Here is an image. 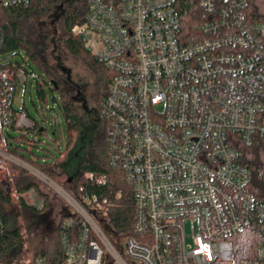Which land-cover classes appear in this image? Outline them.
Returning a JSON list of instances; mask_svg holds the SVG:
<instances>
[{
  "label": "built area",
  "instance_id": "built-area-1",
  "mask_svg": "<svg viewBox=\"0 0 264 264\" xmlns=\"http://www.w3.org/2000/svg\"><path fill=\"white\" fill-rule=\"evenodd\" d=\"M188 1L199 24L194 37L183 33L178 0H87L85 21L71 30L112 73L100 104L108 164L135 197L132 234L121 243L9 152L0 123V187L12 194L23 172L72 210L59 226V264H264V235L251 256L238 259L233 247L249 226L264 230V198L242 162V149L264 150V24L249 21L252 0ZM28 3L0 0V9ZM35 78L27 66L0 69V86L16 80L32 90ZM33 125L21 112L17 128ZM33 264L50 262L38 255Z\"/></svg>",
  "mask_w": 264,
  "mask_h": 264
},
{
  "label": "trees",
  "instance_id": "trees-1",
  "mask_svg": "<svg viewBox=\"0 0 264 264\" xmlns=\"http://www.w3.org/2000/svg\"><path fill=\"white\" fill-rule=\"evenodd\" d=\"M64 0H29L26 4H17L0 9V69L19 70L29 65L28 70L36 74L33 88L36 89L42 112L37 109L40 118L35 119L31 129H18L17 121L22 110L14 107V100L18 83L12 80L0 86V123L5 130L6 149L24 159L33 167L45 173L51 180L63 187L89 211L98 224L109 235L113 242L119 244L124 238L132 234L134 224L135 197L133 189L126 183L123 173L110 168L107 156V140L94 145L80 164L81 181L77 190L69 182L58 167L70 148L81 135V117L74 104L71 92L61 86L54 78L52 70L47 66L38 47L30 40L27 33V24L35 16L48 15L53 7H60ZM110 2L112 0H104ZM177 9L183 22V33L194 37L198 33L199 24L194 17L195 2L178 0ZM88 14L87 0L83 10L68 7L61 14L63 24V43L72 53L85 55L92 66L100 73L99 82L103 88L99 104L106 97L111 82L112 73L104 65L97 62L90 51L85 47V40L72 35V27L82 24ZM249 21L264 24V0H252L246 10ZM20 56L21 61L14 57ZM38 68L36 72L30 65ZM30 86V85H29ZM52 98H50L49 93ZM58 93V98L56 94ZM59 107V109L57 108ZM53 111V112H52ZM60 111V112H59ZM26 112V111H25ZM49 112L52 120L63 117L66 124V138L63 146H58L48 155L37 156L34 149H38L41 138L47 136ZM28 113V112H27ZM61 115V116H60ZM54 122V121H53ZM19 134L13 136V133ZM12 133V134H11ZM243 164L249 166L252 174L251 190L259 198H264V150L260 144L250 149H242ZM84 175L87 176L84 178ZM25 173L21 172L17 187L22 191L33 192L34 201L21 199L22 206L41 214L46 211L48 200L40 195L35 183L24 180ZM80 183V184H79ZM38 193L40 197L35 193ZM10 195L0 187V210L3 214V228L0 232V263H5L11 251L21 240L19 230L9 231L5 205L10 202ZM264 230L258 223L253 224L245 231L233 238L236 257L244 258L253 254V249L262 243ZM47 257L50 264H59L63 260V253L58 242L57 248Z\"/></svg>",
  "mask_w": 264,
  "mask_h": 264
},
{
  "label": "rangeland",
  "instance_id": "rangeland-1",
  "mask_svg": "<svg viewBox=\"0 0 264 264\" xmlns=\"http://www.w3.org/2000/svg\"><path fill=\"white\" fill-rule=\"evenodd\" d=\"M85 3L86 0H64L61 8L53 7L48 15L35 16L27 24L28 37L39 48L45 63L52 70L54 78L63 88L71 92L75 107L81 117V135L58 167L59 172L72 179V186L75 190L82 178L80 176L81 161L91 148L103 139L100 124L97 123L103 88L101 89L102 85L100 84L98 91L94 92L92 87L95 77L100 79V73L85 55L72 53L63 43L64 30L61 19L63 10L68 7L83 10ZM14 59L21 61L20 56L14 57ZM30 65L38 72V68L34 64L30 63ZM27 67L29 68V65ZM48 93L52 98L51 93ZM56 97H59L58 93ZM14 107L19 111L28 112L35 119L40 118L37 109L42 112L37 91L35 88L31 90L30 86L27 89L24 86H18ZM57 108L59 109V107ZM47 118L49 121L47 136L42 137L38 149H34V153L40 157L48 155L49 151L53 152L58 148L62 139L66 138V124L63 117L61 116L60 120H56L54 124L51 123L49 112H47ZM18 134L19 132L13 133V136ZM85 177L87 176L84 175ZM27 182L35 183L38 189L54 195L53 191L33 177H29ZM32 194L33 192L22 191L18 187L12 188L10 202L5 205L7 229L9 231L19 230L21 240L19 245L11 251L6 262L0 264H33V259L36 256L40 254L49 256L57 248L55 208H59L61 202L52 196L51 202L48 198L49 211L37 214L24 208L21 203V199L32 203L35 198L31 197ZM70 194L72 195V193ZM62 205L65 212H72L64 201Z\"/></svg>",
  "mask_w": 264,
  "mask_h": 264
},
{
  "label": "crops",
  "instance_id": "crops-1",
  "mask_svg": "<svg viewBox=\"0 0 264 264\" xmlns=\"http://www.w3.org/2000/svg\"><path fill=\"white\" fill-rule=\"evenodd\" d=\"M28 178H29V176L25 175L24 180H26V182H27ZM38 192L40 193V195L45 196V198H47V200L49 198L50 202L52 201L53 197L55 198V200L57 199L59 202H61V206L59 208H55V221H56L55 231H56V235H57V244H58V242H59V240H58L59 235L58 234H59L60 222H61L62 218L65 217L66 215H68L69 213L65 212V208L62 205L63 201L57 195H55V194L51 195V193H46L43 190H41L40 188H39ZM35 194H36V196L38 195L40 197V195L37 192ZM31 197H34V196L32 195ZM47 211H49L48 207L46 208L45 212H47Z\"/></svg>",
  "mask_w": 264,
  "mask_h": 264
},
{
  "label": "flooded vegetation",
  "instance_id": "flooded-vegetation-1",
  "mask_svg": "<svg viewBox=\"0 0 264 264\" xmlns=\"http://www.w3.org/2000/svg\"><path fill=\"white\" fill-rule=\"evenodd\" d=\"M99 85H100V82H99V79L95 77L94 81H93V85L92 87L94 88V92L99 88ZM101 89H102V86H101ZM98 91V90H97ZM96 91V92H97ZM103 95V94H102ZM97 123L100 124V127H101V132H102V137L103 139L105 138L106 139V126H105V121L99 111V113L97 114Z\"/></svg>",
  "mask_w": 264,
  "mask_h": 264
},
{
  "label": "water",
  "instance_id": "water-1",
  "mask_svg": "<svg viewBox=\"0 0 264 264\" xmlns=\"http://www.w3.org/2000/svg\"><path fill=\"white\" fill-rule=\"evenodd\" d=\"M71 180H72V179L70 178V179H69V182H71Z\"/></svg>",
  "mask_w": 264,
  "mask_h": 264
}]
</instances>
